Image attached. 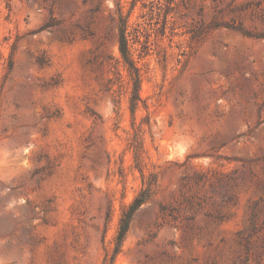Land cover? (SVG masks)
Segmentation results:
<instances>
[{
    "label": "rangeland",
    "instance_id": "obj_1",
    "mask_svg": "<svg viewBox=\"0 0 264 264\" xmlns=\"http://www.w3.org/2000/svg\"><path fill=\"white\" fill-rule=\"evenodd\" d=\"M115 2L0 0V264H106L139 166L113 264H264V0H120L134 112Z\"/></svg>",
    "mask_w": 264,
    "mask_h": 264
},
{
    "label": "trees",
    "instance_id": "obj_2",
    "mask_svg": "<svg viewBox=\"0 0 264 264\" xmlns=\"http://www.w3.org/2000/svg\"><path fill=\"white\" fill-rule=\"evenodd\" d=\"M116 15H115V25L117 30V47L118 53L120 57V61L124 68L127 71L128 78L131 82V95L129 97V106L130 110L134 112L138 101L141 99L139 95V85H140V73L139 68L136 65L135 61L132 58L131 50L129 47L128 41V19L131 10L128 13H124L122 11V5L120 4V0H116ZM248 3L244 4L247 5ZM133 6L131 7V9ZM229 25V24H227ZM244 34L249 36H264V28L258 32H251L248 30H244L241 26V23L233 26ZM134 152V158L136 160V166H139V157H140V145L137 142V136L135 140L131 143ZM138 169L141 172V188L138 193L134 196L129 205L122 211L119 222H118V230L115 237V247L114 252L109 257V260L106 264H113L115 254L119 251L120 245L125 237V234L129 228L130 221L133 218L134 214L140 209V207L146 203L154 193V187L157 182V175L155 172H149L147 176L142 171V168L139 166Z\"/></svg>",
    "mask_w": 264,
    "mask_h": 264
}]
</instances>
